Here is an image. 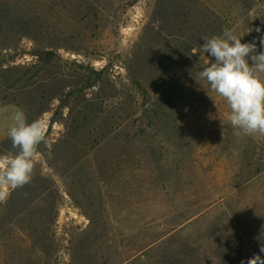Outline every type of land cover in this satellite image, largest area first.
I'll return each instance as SVG.
<instances>
[{
    "label": "rangeland",
    "instance_id": "obj_1",
    "mask_svg": "<svg viewBox=\"0 0 264 264\" xmlns=\"http://www.w3.org/2000/svg\"><path fill=\"white\" fill-rule=\"evenodd\" d=\"M225 29L264 51V0H0V155L18 109L46 133L0 264H264V135L199 77Z\"/></svg>",
    "mask_w": 264,
    "mask_h": 264
},
{
    "label": "clouds",
    "instance_id": "obj_2",
    "mask_svg": "<svg viewBox=\"0 0 264 264\" xmlns=\"http://www.w3.org/2000/svg\"><path fill=\"white\" fill-rule=\"evenodd\" d=\"M201 39L205 41L201 53L214 57L215 62L209 61L199 72L200 79L226 101L234 129L264 135V51L258 52L255 42L242 43V38L228 29L222 35ZM12 120L8 136L18 152L0 155V203H6L13 191L31 182L38 147L46 142L44 125L39 120L27 123L19 109ZM260 251L264 252V246ZM248 264H262L260 256Z\"/></svg>",
    "mask_w": 264,
    "mask_h": 264
},
{
    "label": "water",
    "instance_id": "obj_3",
    "mask_svg": "<svg viewBox=\"0 0 264 264\" xmlns=\"http://www.w3.org/2000/svg\"><path fill=\"white\" fill-rule=\"evenodd\" d=\"M44 55V54H43Z\"/></svg>",
    "mask_w": 264,
    "mask_h": 264
}]
</instances>
